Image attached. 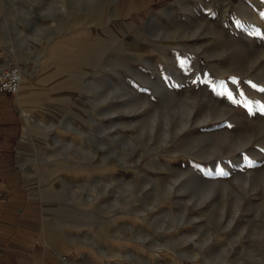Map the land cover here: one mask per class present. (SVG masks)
<instances>
[{
    "label": "rangeland",
    "instance_id": "rangeland-1",
    "mask_svg": "<svg viewBox=\"0 0 264 264\" xmlns=\"http://www.w3.org/2000/svg\"><path fill=\"white\" fill-rule=\"evenodd\" d=\"M10 65L0 197L55 264H264V0H0Z\"/></svg>",
    "mask_w": 264,
    "mask_h": 264
},
{
    "label": "crops",
    "instance_id": "crops-1",
    "mask_svg": "<svg viewBox=\"0 0 264 264\" xmlns=\"http://www.w3.org/2000/svg\"><path fill=\"white\" fill-rule=\"evenodd\" d=\"M8 65V64H6ZM5 67H0L3 69ZM15 122L13 109L5 94L0 93V156H6L4 150L10 144V139L16 133L17 127L13 126ZM9 124V125H8ZM6 125V126H5ZM10 151V149H8ZM18 151L15 155H18ZM18 158H16V166ZM19 167V166H18ZM19 169V168H18ZM11 165L0 162V172L7 170L14 174L18 172ZM21 171V169L19 170ZM7 175V174H6ZM7 175V176H8ZM11 178L1 176L0 188H11ZM20 199V198H18ZM19 201L12 197H0V218L5 220L0 222V241L13 239L14 242H0V264H55L57 257L53 253H49L46 249L48 246H39L32 242L33 232L30 229L22 227H12L10 222H14L11 213L21 210L20 207H11L12 202ZM20 219V217L18 218ZM12 220V221H11ZM32 222V221H31ZM33 223V222H32Z\"/></svg>",
    "mask_w": 264,
    "mask_h": 264
},
{
    "label": "built area",
    "instance_id": "built-area-1",
    "mask_svg": "<svg viewBox=\"0 0 264 264\" xmlns=\"http://www.w3.org/2000/svg\"><path fill=\"white\" fill-rule=\"evenodd\" d=\"M21 79L20 70L15 66L0 69V93L15 95Z\"/></svg>",
    "mask_w": 264,
    "mask_h": 264
},
{
    "label": "bare ground",
    "instance_id": "bare-ground-1",
    "mask_svg": "<svg viewBox=\"0 0 264 264\" xmlns=\"http://www.w3.org/2000/svg\"><path fill=\"white\" fill-rule=\"evenodd\" d=\"M27 60H29V59H27ZM22 63H23V65H22ZM22 63H20L19 65L21 66V68L24 70V71H26L27 72V70H28V67H29V63L26 61V63H24V62H22ZM31 65V64H30ZM14 66V65H13ZM15 67H17V66H15ZM18 68V67H17ZM19 69V68H18ZM20 70V69H19ZM21 73V72H20ZM25 77V76H24ZM20 82H21V79H20ZM20 82H19V87H20ZM19 87H18V89H17V92H18V90H19ZM17 92H16V94H17Z\"/></svg>",
    "mask_w": 264,
    "mask_h": 264
},
{
    "label": "snow or ice",
    "instance_id": "snow-or-ice-1",
    "mask_svg": "<svg viewBox=\"0 0 264 264\" xmlns=\"http://www.w3.org/2000/svg\"><path fill=\"white\" fill-rule=\"evenodd\" d=\"M257 35H259V33H257ZM252 87H256V86L255 85H252ZM261 91H264V89H261ZM229 98H231V96H229ZM260 111L262 113H264V107L260 108ZM220 175H226V173L221 172Z\"/></svg>",
    "mask_w": 264,
    "mask_h": 264
}]
</instances>
